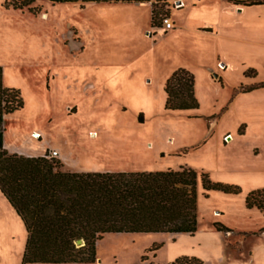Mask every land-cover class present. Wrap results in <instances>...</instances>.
Listing matches in <instances>:
<instances>
[{"label":"rangeland","instance_id":"1","mask_svg":"<svg viewBox=\"0 0 264 264\" xmlns=\"http://www.w3.org/2000/svg\"><path fill=\"white\" fill-rule=\"evenodd\" d=\"M9 3L0 0V67L3 85L18 89L24 101L4 122L12 153L56 149L66 158L63 170L73 172L189 165L241 189L238 195L206 193L199 182L194 235L107 234L93 264H166L181 256L204 264H264V210L246 205L251 192L264 191V89L241 94L264 83V41L251 46L246 35L228 29L246 32L251 22L238 12L214 17L224 31L197 45L192 10L185 9L173 19L182 34L154 44L160 37L147 31L152 11L171 18L182 7L176 0L149 1L151 10L132 0L83 6L35 0L31 11ZM218 56L228 68L218 61L214 69ZM172 64L195 74L199 118L165 110L166 81L179 69L164 76ZM159 147L164 154L156 155ZM6 203L0 193V264H22L27 233Z\"/></svg>","mask_w":264,"mask_h":264},{"label":"trees","instance_id":"2","mask_svg":"<svg viewBox=\"0 0 264 264\" xmlns=\"http://www.w3.org/2000/svg\"><path fill=\"white\" fill-rule=\"evenodd\" d=\"M45 1L82 6L98 2ZM34 2L12 0L9 4L16 10L31 11ZM232 2L247 7L264 5V0ZM166 16L153 9L152 27L160 28ZM252 72L247 70L245 76L252 77ZM195 82L192 72L183 68L174 71L164 87L165 110H199ZM259 89H264V83L242 89L241 93ZM23 106L21 92L3 85L0 67V192L27 232L22 264H93L97 243L107 234L194 235L198 230L199 182L206 193L241 192L238 186L213 182L209 174L188 166L155 172H73L63 170V163L56 159L10 153L4 144L5 118ZM212 118L216 117L208 119ZM246 205L264 210V191L251 192ZM78 240H83L82 246L76 245ZM166 264L204 263L196 257L181 256Z\"/></svg>","mask_w":264,"mask_h":264},{"label":"crops","instance_id":"3","mask_svg":"<svg viewBox=\"0 0 264 264\" xmlns=\"http://www.w3.org/2000/svg\"><path fill=\"white\" fill-rule=\"evenodd\" d=\"M132 1L136 2L138 0H132ZM139 1H143V2H136L138 4V6H141V7L146 8V9L149 8L151 10V5L149 4V1L153 2L156 0H153V1H151V0H139ZM176 1L179 5L182 4V7H179L178 10H176L171 16V19L174 23V27L172 30L164 31L160 27V28H156V29L160 30L157 32L156 29H153L151 26L147 28L148 29L147 31H152L154 35L156 34V35H159V37H160L159 40H156V39L154 40L155 41L154 44L161 43L162 38L166 39L167 36H179L182 34V28L180 26H175V22L173 19H174V17L179 16V14H180L179 12H181L185 9H187V10L191 9L192 10V11H189V23L195 24V26L192 29V35H193V40L195 41V44H197V45L205 44V43H208L215 38H218L222 34V32L224 31V29L221 28L220 25L217 26L215 24L216 21L214 20V17L222 18V16H224V15L234 16V14L236 12H238L239 14H242L243 18H246L251 23H249V27L246 28V29H248V31H246V32L241 30L238 27L237 28L236 27L228 28L230 30L229 32H231L232 34L238 35V36L239 35H246V37H247L246 38V44H250L251 46L256 45V43H258L257 38H259V37L263 38L262 41H264V5L247 7V6L234 4L232 2L234 0H222L225 2V5L221 7L218 5V2H216V3L213 2L212 5L210 4V5L206 6L205 3L203 2V0H191L190 3H189V1H186V0H176ZM229 3H231L232 5H230ZM150 15H151V13H150ZM150 19H151V17H150ZM206 22H209V23H206ZM148 24H150V23H148ZM263 46H264V43H263ZM218 61H221L224 65H226V62L221 60V58L218 56L217 62L214 66V69H216ZM226 66L228 68V65H226ZM174 67L179 68V65L178 64H174V65L172 64L170 66H167V68L164 71V76H167L171 72L172 68H174ZM183 69H185V68H183ZM186 70H188V69H186ZM188 71H190V70H188ZM210 75H211V73L208 74V77H210V79H211ZM194 76H195V74H194ZM195 81H196V76H195ZM196 90L197 89H196V82H195V95L197 97L198 95H197ZM197 99H198V97H197ZM198 101H199V99H198ZM195 111H197V110H195ZM188 112H192L193 114L198 115L197 112H193V111H188ZM195 118H199V115ZM211 124L215 125V123H213V122ZM4 144H5V148L10 153H12V151L8 149V145H7L6 141H4ZM162 150L163 149H161L159 147V149L155 152L156 155L158 154V152L164 154L165 152ZM16 153L19 155L27 156V157H39V156L44 155V154L31 155V154H28L25 152H19V151H16ZM60 154H61V152H60ZM59 159L62 163H64V164L67 163L66 158L63 155H61L59 157ZM168 160H171L170 157H167L166 161H168ZM186 166L189 167V165H186ZM169 169H172V168H169ZM134 172H139V171H134ZM144 172H155V171H144ZM1 195H2V193H1ZM3 199H6V198L3 196ZM6 204H7V207H8V210H9V213L11 214V216L13 218H15L18 222H20V224H22L24 227V224H23L21 218L18 216V214L16 213L14 208L12 206L8 205L9 204L8 201ZM24 229H25V227H24ZM25 232H26V230H25Z\"/></svg>","mask_w":264,"mask_h":264},{"label":"built area","instance_id":"4","mask_svg":"<svg viewBox=\"0 0 264 264\" xmlns=\"http://www.w3.org/2000/svg\"><path fill=\"white\" fill-rule=\"evenodd\" d=\"M173 27H174V23L170 17L166 16L161 19V28L164 31L172 30ZM43 156H45L47 159H58L60 157V153L57 150H49Z\"/></svg>","mask_w":264,"mask_h":264},{"label":"water","instance_id":"5","mask_svg":"<svg viewBox=\"0 0 264 264\" xmlns=\"http://www.w3.org/2000/svg\"><path fill=\"white\" fill-rule=\"evenodd\" d=\"M229 139H230V137H229ZM76 245H77V246H82V245H83V240H78V241L76 242Z\"/></svg>","mask_w":264,"mask_h":264},{"label":"bare ground","instance_id":"6","mask_svg":"<svg viewBox=\"0 0 264 264\" xmlns=\"http://www.w3.org/2000/svg\"><path fill=\"white\" fill-rule=\"evenodd\" d=\"M35 137H37V134H34Z\"/></svg>","mask_w":264,"mask_h":264}]
</instances>
